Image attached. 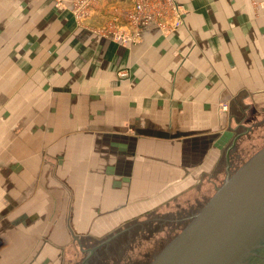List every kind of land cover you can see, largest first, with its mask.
<instances>
[{
  "label": "crops",
  "instance_id": "obj_1",
  "mask_svg": "<svg viewBox=\"0 0 264 264\" xmlns=\"http://www.w3.org/2000/svg\"><path fill=\"white\" fill-rule=\"evenodd\" d=\"M86 1L80 23L72 0L66 9L53 0L21 6L35 21L34 29L28 27L34 38L24 42L35 46V56L46 54L41 75L51 78L55 106L68 110L52 123L115 131L99 165L115 176L101 192L86 188L93 183L84 175L91 171L87 163L69 166L73 179L61 181L74 197L61 220L78 233L89 232L92 220L109 215L114 205L173 190L195 161L208 156L220 163L215 145L226 124L234 129L232 111L240 115L242 109L236 126L264 112V7L256 13L249 0H176L184 7L179 28L150 27L136 42L124 43L114 34L129 32L121 17L129 0ZM102 27L105 35L93 33ZM121 70L127 74L118 75ZM11 168L0 176V244L18 243L15 234H32L33 223L45 217L43 188L25 196L30 186L18 184ZM76 174H83L82 195L75 191Z\"/></svg>",
  "mask_w": 264,
  "mask_h": 264
},
{
  "label": "water",
  "instance_id": "obj_2",
  "mask_svg": "<svg viewBox=\"0 0 264 264\" xmlns=\"http://www.w3.org/2000/svg\"><path fill=\"white\" fill-rule=\"evenodd\" d=\"M241 113L232 111L234 129L226 124L215 145L222 151L220 163L208 156L193 162L183 172L182 184L143 202L112 206L109 215L92 220L89 232L65 229L61 216L70 205L69 188L46 178L45 184L58 182L46 189L55 191L47 216L38 217L32 234H15L18 243L0 244V264H59L62 253L68 263L79 255L77 237L101 239L136 220L145 225L153 213L188 212L183 225L145 264H264V114L258 123L236 126Z\"/></svg>",
  "mask_w": 264,
  "mask_h": 264
},
{
  "label": "rangeland",
  "instance_id": "obj_3",
  "mask_svg": "<svg viewBox=\"0 0 264 264\" xmlns=\"http://www.w3.org/2000/svg\"><path fill=\"white\" fill-rule=\"evenodd\" d=\"M53 1L55 7L67 8L66 0ZM81 1L71 2L78 7L77 15L73 11V4L71 6L72 15L74 14L78 23L86 17V8L79 6ZM25 2L27 4L28 0H0V176L4 175V169L13 167L11 169L17 176L18 184L23 187L30 186L28 195L25 196H31L37 190L35 187L38 190L42 187L43 193L40 196L44 200L46 217L49 200H55V191L46 189L58 186V182L45 184L46 178L55 179L61 184L63 179H73V174L67 171L69 166L84 163L91 166V171L84 174L93 182L86 185L91 194L99 193L103 190L101 187L107 186L108 179L115 175L113 173L107 177L105 169L104 172L99 171V165L107 159V145L110 149V145L115 143V131L107 132L105 128L112 127L105 125L102 126L103 129H89L84 128L85 126L79 128L52 123L54 118L57 121L58 116L62 117L68 110L55 106L57 94L52 93L51 78L41 75L42 65L49 61L46 60V54L35 56V46L24 42L30 37L34 38V30L28 27L34 29L35 23L34 20L29 21L32 14L22 10V3ZM249 2L256 13L259 8L264 7V0ZM26 15L27 20L23 21ZM106 30L102 27L93 33L101 36L106 34ZM226 110L227 107L221 108V111ZM263 114L264 112H257L244 122L258 123L260 115ZM242 140L243 136L238 141ZM37 170H40L38 174ZM82 176L83 174L75 175V191L78 190L81 195L85 189ZM73 199L70 194V203ZM61 221L65 223L64 220Z\"/></svg>",
  "mask_w": 264,
  "mask_h": 264
},
{
  "label": "flooded vegetation",
  "instance_id": "obj_4",
  "mask_svg": "<svg viewBox=\"0 0 264 264\" xmlns=\"http://www.w3.org/2000/svg\"><path fill=\"white\" fill-rule=\"evenodd\" d=\"M250 131L251 128L245 131V134H249ZM235 150L236 146L231 148L230 152ZM189 213L176 216L172 213L162 216L153 213L147 218L149 222L145 225L144 222H140L141 220H136L116 232H108L101 239H95L88 234L77 237L79 251L77 259L72 258L70 262H64L61 250L59 264H145L183 225Z\"/></svg>",
  "mask_w": 264,
  "mask_h": 264
},
{
  "label": "built area",
  "instance_id": "obj_5",
  "mask_svg": "<svg viewBox=\"0 0 264 264\" xmlns=\"http://www.w3.org/2000/svg\"><path fill=\"white\" fill-rule=\"evenodd\" d=\"M130 7L122 12V19L128 26L129 32L120 31L114 34V38L121 42L134 43L140 39L141 33L150 27L162 32H171L183 22L184 8L174 0H129ZM87 5L86 0L79 3L80 8ZM75 13L78 15V7L73 3ZM125 70L119 72L125 76ZM222 109L226 108L222 104Z\"/></svg>",
  "mask_w": 264,
  "mask_h": 264
}]
</instances>
